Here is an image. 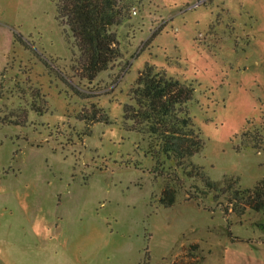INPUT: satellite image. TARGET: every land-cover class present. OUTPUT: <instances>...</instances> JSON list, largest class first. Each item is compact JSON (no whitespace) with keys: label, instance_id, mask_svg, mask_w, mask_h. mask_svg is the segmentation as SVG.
<instances>
[{"label":"rangeland","instance_id":"374dc122","mask_svg":"<svg viewBox=\"0 0 264 264\" xmlns=\"http://www.w3.org/2000/svg\"><path fill=\"white\" fill-rule=\"evenodd\" d=\"M122 1L118 54L89 80L55 0H0V264L262 263L264 212L227 191L264 179L243 134L264 143V0ZM146 64L193 87L190 160L231 189L151 158L129 116Z\"/></svg>","mask_w":264,"mask_h":264},{"label":"trees","instance_id":"16d2710c","mask_svg":"<svg viewBox=\"0 0 264 264\" xmlns=\"http://www.w3.org/2000/svg\"><path fill=\"white\" fill-rule=\"evenodd\" d=\"M55 3L57 18L71 30L75 45L82 55V74L93 80L118 54L117 36L110 28L124 20L129 7L122 0H55ZM132 95L134 106H129L132 110L129 116L137 125L133 130L148 135L151 142L148 151L152 159H163L159 163L161 166L169 161L174 167L173 174L177 175L179 171L182 176L199 181L203 194L216 192L217 196V193L223 194V188L231 189L229 182L235 184L237 179L224 177L212 180L202 166L190 160L203 146L200 133L186 106L193 95L190 84L182 83L146 64L136 79ZM102 120H107L105 115L97 119ZM14 124L22 123L15 121ZM243 134L248 137V141L253 142V147L264 146V143L257 142L245 131ZM165 186L159 201L168 207L175 200L176 189L170 188L168 183ZM227 192L231 208L238 214L244 213L245 208L264 212V179L252 188H235ZM234 201L235 204L239 203L238 208H235Z\"/></svg>","mask_w":264,"mask_h":264},{"label":"crops","instance_id":"0c3cea01","mask_svg":"<svg viewBox=\"0 0 264 264\" xmlns=\"http://www.w3.org/2000/svg\"><path fill=\"white\" fill-rule=\"evenodd\" d=\"M259 241H260V240H259ZM244 259L248 260L249 263H248V262H245ZM251 259H254V258H251ZM251 259H250V257H248V256L245 255V258H243V260H244V261H243V264H264V261H263L262 263H261L260 261L256 263L255 261H256L257 259H254V260H251Z\"/></svg>","mask_w":264,"mask_h":264},{"label":"built area","instance_id":"2783aa9c","mask_svg":"<svg viewBox=\"0 0 264 264\" xmlns=\"http://www.w3.org/2000/svg\"><path fill=\"white\" fill-rule=\"evenodd\" d=\"M133 13H135V10H133Z\"/></svg>","mask_w":264,"mask_h":264}]
</instances>
